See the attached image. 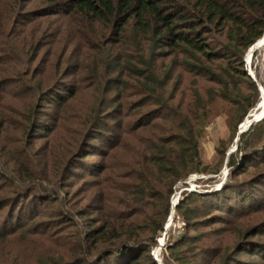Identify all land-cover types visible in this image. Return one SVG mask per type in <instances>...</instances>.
Listing matches in <instances>:
<instances>
[{"label":"trees","instance_id":"16d2710c","mask_svg":"<svg viewBox=\"0 0 264 264\" xmlns=\"http://www.w3.org/2000/svg\"><path fill=\"white\" fill-rule=\"evenodd\" d=\"M263 38L264 0H0V149L5 166H19L0 171V264H158L149 252L173 186L209 169L198 126L211 117L212 103L244 104L241 121L258 101L243 56ZM183 74L210 84V100L183 85ZM245 80L251 99L240 93ZM167 89L170 100L190 90V100L164 104L169 112L160 115L155 108ZM85 91L92 102L76 116L80 132L66 129L55 154L47 149L50 157L33 159L27 138L47 130L42 112L53 119L50 109H57L53 121L62 120L61 111ZM130 103L147 109L124 113ZM12 116L21 120L15 138L8 135ZM256 122L238 134L220 187L185 191L174 206L187 229L206 227L213 236L228 224L232 241L184 232L167 246L176 264H264V116ZM95 139L109 157L131 141L121 171L106 164L101 147L94 152ZM9 150L19 152L8 159ZM90 155L101 160L86 162ZM63 203L79 221L63 245L48 249L51 221L39 225L36 218L64 217L55 205Z\"/></svg>","mask_w":264,"mask_h":264},{"label":"rangeland","instance_id":"374dc122","mask_svg":"<svg viewBox=\"0 0 264 264\" xmlns=\"http://www.w3.org/2000/svg\"><path fill=\"white\" fill-rule=\"evenodd\" d=\"M261 40H257L253 44V51H252V55L254 53L253 56L251 55L249 57L248 50L243 56V62H244L243 69L247 73V76L249 77V81H252L255 84L257 93H259L260 99L257 98L258 101L255 102V105L253 107L248 109V111L245 113L241 121H237V119L240 116V113L242 111V105L244 106V104H241L240 102L238 103L237 102L228 103L224 101L222 102V100H215L212 103L211 117L206 120L205 125L201 124L198 126L199 131L201 130V135L199 136L200 144H201L200 146L201 147V158L203 162L209 166V169L206 170V173L208 174L202 173V172L190 173L184 180L175 183V185L173 186L172 193L169 195V198H168L170 211L165 219V222L163 225V231L159 233L158 237L156 238V244L150 249V252H149L152 258L158 264H165V260L169 261L170 264H176L169 257L167 246L173 240H175L181 234L187 231L189 234H194L196 236H202V233H204L203 234L204 236L206 235L209 237L207 238L209 241H212L214 239L213 237H220V236L226 237L225 243H230L232 241V236H231L230 230L228 229L229 227L228 224H224L222 226H219L218 229H215L213 236H211L212 231H210L209 235L206 232H203V231H208L207 230L208 228L206 227L196 226L195 230L187 229V225H185V220L176 211L175 207L173 209L174 210L173 214L171 215V211H172L171 201L175 194H178V200L184 197L185 191L186 192H192V191L209 192L211 189H218L221 183H223V181L225 180L227 176V172H228V166L226 165V157H227L226 153L228 151L234 152L236 150L237 141H235V138H236L237 131L239 129V125L242 123L240 128L242 130L245 129V127H243V123L245 122V120L248 119V116L251 115L252 113L254 115L253 117H255L254 122L256 121L259 122L261 118L264 116V113L262 114V112H264V107L262 108V110H259V108H261V105L263 104L262 100L264 98V94L262 95L260 93V87L262 91L264 92V47L257 49L258 44ZM176 73L178 72H175L174 74ZM174 77L176 78V75ZM180 80L182 81V84L185 86H188V87L196 86L198 88L199 95L201 96L203 101L210 100V95L208 92V90L210 89V84H208L207 82L203 80H199L198 78L189 77L185 74L181 75ZM240 93L241 95H243V97H246L248 99H251L253 96V90L250 84L246 82V80L245 82L244 81L241 82ZM160 97L161 98H159V101L161 102L163 101V103L160 102L161 103L160 106H157V107L155 106L156 107L155 110L157 109V111H159L161 109L160 115L161 114L167 115L169 111H167L165 108L163 109L164 106L162 105L165 104V106L167 107H171V106L175 107L176 105H178L177 103L179 104L186 103L187 100H190V90L182 89V91L177 95L176 99L170 100L168 89H167L161 94ZM127 101H130V100L127 99L126 103ZM91 102L92 101H91V97L89 96V92L85 91L81 95H79V97L76 98V100L72 101L70 104L66 106L65 109L61 111L60 117L63 116L62 120L58 119L56 121L55 119V121H53L55 115H57V109L56 111H52V109H50V111L53 113V116H52L53 119H50L49 115L46 116L45 115L46 112H42L43 115L41 117H42V120L44 121L43 123L44 127L45 129L47 128V130H43L42 133L40 134H37V133L31 134L27 138L28 139L27 141L29 142V143L27 142L29 146L28 150L31 152V155L33 156L32 158L35 160H41V157H42L40 156L41 153H46V152H47L46 155L48 157L49 152L47 151V149L49 151H52L55 154L57 151L56 148L59 142L61 141L62 138H64V134L67 132L66 129H71L73 132H70V133H73L74 135L76 133H79L80 130H79L78 122L76 120V116L84 112L87 109L86 107L90 105ZM131 104L132 103L124 107V113L125 111H127L126 113L131 112L132 113L131 115H133L136 112L141 113L142 111H145L147 109L145 107V108H141L138 110L136 109L137 107H134V105H131ZM104 109L107 110V107H105ZM158 114L159 112H157L156 115ZM153 115H155V113ZM131 117L133 116L124 118L125 128L127 127L126 126L127 121L132 119ZM11 119H12L11 125L13 129L9 131L8 135L12 138H15L19 135L18 129H19V124L21 120L17 118L16 116H12ZM144 119H146V115H144L143 120ZM148 119H152V116L148 117ZM156 120L157 118H155L153 121L156 122ZM157 124L161 126H165L166 120L162 122H157ZM93 141H95L94 143H97V145L95 144L94 152L98 151V147H101L99 148L100 149L99 151L100 153L102 152L103 154H105V157L103 159L106 162V164L108 163L111 166H113L114 170L116 171H121V168H119L118 163L120 164V161L123 160L122 158L124 154L129 153L132 147L131 141L129 140L126 141L124 144L123 150L118 149L117 150L118 154L114 157L113 156L109 157L110 151L106 144H103L101 143V141H98L96 139ZM18 152L19 151L12 152L11 150H9L8 159L15 157L18 154ZM119 152L121 153L119 154ZM4 155H5V151L0 149V171L4 173L6 172L9 173L11 167L13 168V172H15L14 170L19 171V166L14 167L12 162H10L11 163L10 166H5L4 164L5 156ZM99 157L100 156L90 155V156H87L85 160L86 162L91 161V159L94 161H100L101 158ZM216 169L218 170L217 174L215 175L217 176V179L215 181H212L211 183H206L205 182L206 178L212 176L213 174H210V173H212ZM224 171H226L225 174H223ZM192 174L199 176V178L196 177L195 180L190 179L189 176ZM42 182L44 185L45 182L44 181ZM82 186L84 187V185ZM82 186L81 188H79L78 190L74 192L77 199L82 196L81 194V190L83 189ZM55 205H57V207H59L60 209L68 212V214L65 215L64 217L55 215L52 217L40 216L36 218V221H40L39 225L40 224L43 225L44 220L50 219L51 221L50 227L51 229H54V230L49 235V239L51 238L50 239L51 242L47 244L48 249H53L57 247L59 243L63 245V238L70 236V234L74 232L73 223H76L79 221L77 214L73 210H70L68 208V205L66 206L65 203H63L61 206L58 204H55ZM29 206H28V209H30ZM49 208L50 207H47L45 208V210L49 211ZM17 212L18 214L21 213L18 211V209H17ZM17 212L16 211L14 212L13 221H17L19 218L17 216ZM5 214H6V208H2L0 210V217L4 216ZM46 215H49V214H46ZM258 216H254V218ZM68 217H71V219L65 220ZM166 224L168 225L166 226ZM217 226L218 224H211L209 229H212ZM40 227L41 226H39L38 228ZM161 238L164 239V243L163 245L159 247V249L156 252V249L158 246V240ZM16 242L17 241H12L11 244L15 245ZM1 247L2 246L0 245V253L4 251L3 248ZM37 251L38 250H34V254H36ZM30 253L31 252H28L26 253V255H30ZM154 253L156 254V259L153 257ZM48 256L49 255H47L46 258H48ZM241 257L243 258V261H248L249 259H252L250 258L251 256H247L246 254H241ZM256 258L257 257H255V259Z\"/></svg>","mask_w":264,"mask_h":264},{"label":"bare ground","instance_id":"6f19581e","mask_svg":"<svg viewBox=\"0 0 264 264\" xmlns=\"http://www.w3.org/2000/svg\"><path fill=\"white\" fill-rule=\"evenodd\" d=\"M261 47H264V38L259 42V44H258V48L257 49H259V48H261ZM252 51H253V45H252ZM248 53L250 54V52L248 51ZM260 93L263 95L264 94V92L262 91V89H261V87H260ZM263 102V104L261 105V108H259V110H262V108L264 107V98H263V100H262ZM263 113V112H262ZM254 115H253V113L251 114V115H249L248 116V119L247 120H245V122L243 123V127H245V128H247L251 123H253L254 121H255V117H253ZM261 116H262V114H261ZM257 120V119H256ZM241 129V128H240ZM177 200H178V194H175L174 196H173V198H172V203H173V205H175V203L177 202ZM168 225V224H167ZM164 243V239H159L158 240V245H162Z\"/></svg>","mask_w":264,"mask_h":264},{"label":"built area","instance_id":"2783aa9c","mask_svg":"<svg viewBox=\"0 0 264 264\" xmlns=\"http://www.w3.org/2000/svg\"><path fill=\"white\" fill-rule=\"evenodd\" d=\"M241 124H242V123H241ZM241 124L239 125V129H238V130H242V129H240ZM245 129H246V128H245ZM245 129H243V130H245ZM225 173H226V171L223 172V174H225ZM196 177L199 178V176H197V175H193V174L189 176V178H190V179H193V180H195ZM194 190H196V189H194ZM179 193H180V192H179ZM172 206H173V203H172V201H171V207H172ZM166 226H167V224H166ZM162 245H163V244H162ZM160 246H161V245H158V246H157L156 252H157V250L159 249ZM153 257L156 259V254H155V253H154Z\"/></svg>","mask_w":264,"mask_h":264},{"label":"water","instance_id":"95a60500","mask_svg":"<svg viewBox=\"0 0 264 264\" xmlns=\"http://www.w3.org/2000/svg\"><path fill=\"white\" fill-rule=\"evenodd\" d=\"M252 45H253V44H252ZM252 45H251V46L249 47V49H248V51L250 52V54H249V57L252 55ZM263 113H264V112H263ZM263 113H262V114H263ZM242 131H243V130H238V131H237V134H236L235 141H237V136H238V134H239V133H241ZM229 152H230V151H228V152L226 153V155H228V154H229ZM174 206H175V205H173V206H172L171 215L173 214V211H174V210H173V209H174ZM171 215H170V217H171Z\"/></svg>","mask_w":264,"mask_h":264}]
</instances>
